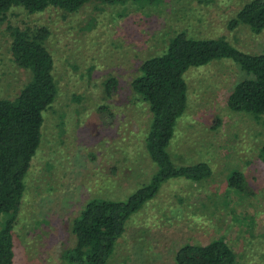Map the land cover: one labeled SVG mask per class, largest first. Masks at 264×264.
I'll return each mask as SVG.
<instances>
[{
	"label": "rangeland",
	"instance_id": "374dc122",
	"mask_svg": "<svg viewBox=\"0 0 264 264\" xmlns=\"http://www.w3.org/2000/svg\"><path fill=\"white\" fill-rule=\"evenodd\" d=\"M248 1L92 0L74 12L49 6L7 13L0 21V98L14 99L30 77L11 56V27L38 24L49 30L44 44L57 85L24 177L12 230L14 264H62L61 250L75 242L72 221L87 201H123L149 183L157 169L145 148L152 115L131 89L140 64L164 53L179 32L222 36L244 52H264V29L228 27ZM111 77L118 86L108 96L104 82ZM243 77L226 58L184 73L186 107L167 151L176 166L208 163L211 175L197 182L184 177L163 182L129 217L108 264H176L181 245L216 238L231 246L241 264H264V114L227 106L228 94ZM233 170L243 173L253 194L228 189ZM4 218L0 214V228Z\"/></svg>",
	"mask_w": 264,
	"mask_h": 264
},
{
	"label": "trees",
	"instance_id": "16d2710c",
	"mask_svg": "<svg viewBox=\"0 0 264 264\" xmlns=\"http://www.w3.org/2000/svg\"><path fill=\"white\" fill-rule=\"evenodd\" d=\"M89 1L92 0H0V21L15 7L28 13L40 12L49 6L74 12ZM98 1L153 4L162 0ZM241 24L254 32L264 29V0L246 2L228 27L234 29ZM10 29L13 61L28 71L30 77L14 99L0 98V214L5 216L0 228V264H14L12 230L25 189L24 177L41 142L43 111L57 94L53 57L44 44L49 30L38 24ZM222 58L233 61L244 73L227 96L229 109L254 116L264 114V52H244L222 36L197 38L185 32L177 33L164 53L140 64L139 73L131 81L132 91L148 104L152 115L145 148L157 169L149 183L136 189L126 200L93 198L87 201L72 221L75 242L61 250L62 264H108L129 217L157 194L163 182L176 177L197 182L211 175V167L206 162L176 166L167 146L174 135L176 121L186 107L184 73L192 66ZM117 86L118 81L111 77L104 82V91L113 96ZM226 182L228 189L236 194L254 193L239 170L231 171ZM174 260L176 264H241L223 238L205 244L185 243L177 249Z\"/></svg>",
	"mask_w": 264,
	"mask_h": 264
}]
</instances>
